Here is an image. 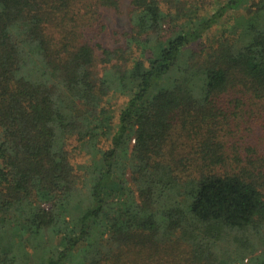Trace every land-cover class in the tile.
<instances>
[{
    "label": "trees",
    "instance_id": "trees-1",
    "mask_svg": "<svg viewBox=\"0 0 264 264\" xmlns=\"http://www.w3.org/2000/svg\"><path fill=\"white\" fill-rule=\"evenodd\" d=\"M128 2L0 0V264H264V0Z\"/></svg>",
    "mask_w": 264,
    "mask_h": 264
},
{
    "label": "rangeland",
    "instance_id": "rangeland-1",
    "mask_svg": "<svg viewBox=\"0 0 264 264\" xmlns=\"http://www.w3.org/2000/svg\"><path fill=\"white\" fill-rule=\"evenodd\" d=\"M122 8L123 12L121 14L113 10L101 9L102 19L96 23L94 29L86 30L85 35L90 38H95L94 41L96 43H100L105 47H115L121 44L124 41L123 33L130 31V5L128 0H123ZM198 47L200 48V46ZM113 107H116V102L113 103ZM260 133L264 135V130H261ZM260 239L264 245V230L262 231ZM246 262L247 260H245Z\"/></svg>",
    "mask_w": 264,
    "mask_h": 264
}]
</instances>
